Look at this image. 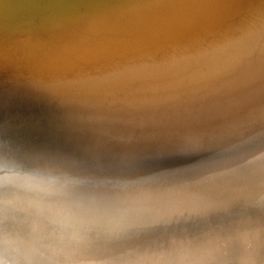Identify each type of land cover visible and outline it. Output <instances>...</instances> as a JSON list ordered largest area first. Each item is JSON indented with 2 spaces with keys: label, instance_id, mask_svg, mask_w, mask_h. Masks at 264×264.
<instances>
[{
  "label": "rangeland",
  "instance_id": "rangeland-1",
  "mask_svg": "<svg viewBox=\"0 0 264 264\" xmlns=\"http://www.w3.org/2000/svg\"><path fill=\"white\" fill-rule=\"evenodd\" d=\"M119 1L0 0V30L13 27L8 35L0 32V42L15 45H23L12 41L19 36L112 34L108 28L160 15L186 1L197 2L201 18L199 30L177 37L174 25H189L190 16L154 34L140 29L153 23L119 31L132 35L130 49L144 50L156 63L168 62L164 76L178 74L168 79L150 81L129 57L102 65V72L89 74L79 86L71 76L57 91L46 79L0 81V112L8 115L0 120V139L22 138L18 150H0V164L54 178L58 192L45 202L69 224L55 254L42 264H264V141L253 138L264 129V113L257 110L264 99V23L256 29L264 19V0H128L91 31ZM18 11L24 16L7 22ZM38 108L49 111L48 121L33 119L22 127L9 117L29 121ZM209 112L216 114L201 116ZM244 114L249 120L239 131L203 127L209 140L193 126L233 115L237 119L224 124L239 129ZM94 119L112 124L90 125ZM206 175L196 184L173 186ZM88 182L92 187H85ZM28 198L12 187L0 188V200L26 205ZM18 208L9 207L0 228L28 233L36 222L51 230L47 209L40 216ZM177 216L190 218L179 230L154 235L145 231L149 226H137ZM231 235L243 236V244L208 243Z\"/></svg>",
  "mask_w": 264,
  "mask_h": 264
},
{
  "label": "bare ground",
  "instance_id": "bare-ground-1",
  "mask_svg": "<svg viewBox=\"0 0 264 264\" xmlns=\"http://www.w3.org/2000/svg\"><path fill=\"white\" fill-rule=\"evenodd\" d=\"M237 1L242 3L245 0H237ZM188 2L189 1H186L184 3L185 5L177 7L173 10L166 11L160 15H154V16L149 17V18H141V19L136 20L135 22H132L131 24L120 25V26L108 28V30H112L114 32L112 34L96 32L95 34H92L90 36H85V37L76 36L73 39L70 38L71 40H69V41H61V40L55 41L56 39H63L65 37L71 36V35H66V36H62V37H56L55 39H48L47 42H45V44H42L40 46L39 45L38 46L29 45L27 47H23L22 45H17V44L15 45L13 43H6L7 40L4 42H0V73H1L0 81H3L6 83V82H9L12 80H24L28 77L46 79L47 81L51 82V83H49V86H50L49 88H52L55 91H57L60 88V85L63 84L65 82V80H68L69 77H71V76H75V75L77 76L76 77L77 81H81V83L77 85V86H79V85H82V82L84 80H87L90 77L89 74L96 73L98 71L102 72V67H101L102 65H104L110 61L116 60V59L129 58V57H132L130 59L131 61L129 60V62L137 63L140 67L141 73L142 74L145 73L146 75H148L147 77H150L152 79L150 81H153L156 78L158 80H160L161 79L160 77H165V78L161 79V80H163V79H168V78H171L173 76H176L178 74L173 75V76H169V77H168V75H166L167 77L164 76L166 74V71H167L168 62H166V61H162V63L157 62L158 63V65H157L156 62L150 60L151 55H148V54L143 55L142 54L144 50L142 51V50L130 49L128 46H130V44H131V42H129V41H130V38L132 35L122 33L119 31H121V30L127 31L131 28V26L141 27L144 23H153V25H147V26H144L143 28H140V29L151 30L152 34H154V33L159 32L160 29L165 30V29L170 28L169 26H170L171 22L175 21L176 23H178L179 19L184 18L185 16H190V21H192V22L189 25H187V24L183 25L181 23H178V24L175 23L177 25V27L180 28V30H176V29H174L176 27V25H174L173 31L176 32L175 33L176 37L179 36L182 32L192 31V30L197 31V29L199 30L198 22L201 19L200 16L198 15V13H196L197 2L186 5V4H188ZM23 16L24 15L19 11L14 12V13L9 14L7 16V22H8V20L10 22L19 20ZM263 23H264V19L256 27V29L260 25H262ZM10 24L8 25L9 28H10ZM11 29H13V27L10 28L9 31H7L5 29V30H0V32L2 31L3 33L8 35V32L10 33V31H12ZM104 29H106V28H104ZM256 29H254L252 32H250L245 37H243L241 39V41L243 39H245L246 37H248L250 34H252ZM23 33H24V31H23ZM25 33H26V31H25ZM137 33H141V32L137 31ZM16 34H14V35H16ZM9 36H10V34H9ZM148 37H150V36L148 35ZM128 39H129V41H128ZM0 40H1V37H0ZM169 40H167L165 42H168ZM101 42L104 43V45L102 46L103 47L102 49H104L103 51H102V49H100L101 48ZM173 46H174V44L172 45V47ZM107 47H108V49H107ZM14 51H18V52L14 53ZM149 54H151V53H149ZM145 56H146V59H145ZM123 63H126V62H123ZM123 63L119 62L118 64L122 65ZM156 66L158 67L157 72L161 73L160 74L161 76H159V77H158V74L155 75ZM169 71H171V70H169ZM126 75H128V74H125V76ZM62 79H63V81H62ZM125 89H126V87H125ZM119 93H120V91H119ZM129 97H126V98L131 99V101H132L133 98H129ZM119 100H117V102ZM121 101H122V99H121ZM122 102H120V103L122 104ZM104 104H106V103H104ZM257 106H258V109H257L258 112L264 113V99L260 100ZM214 114H216V113L209 112V113H206V114L201 115V116L204 118L206 116H213ZM245 115L246 114L240 115V118H242V119H241V124H238L239 129H236V126H235L236 124H224L228 120H236L237 116H233V115L228 116L225 120L216 121V122L211 121V122H203V123H194L193 126H197V129L199 128L198 132L203 133V134H205L204 133L205 129H202L203 127H206L207 130L208 129L212 130V132H215V133L224 132V131H220L222 128H220L218 126H221L223 128L224 127L229 128L230 129L229 132H234L236 130L239 131L243 127L242 124H244L245 122H247L249 120L247 117L248 115H246V116ZM7 116L8 115H5L2 112H0V120H2V118H7ZM9 117L12 119L13 123L18 121V123L21 124L22 127H23V124L31 123L33 120L32 119L33 116L31 118H29V121H26L23 119L22 120L17 119V117L15 115H9ZM119 122L122 123L124 121L120 120ZM33 123H34V120H33ZM107 123L112 124V122L111 123L110 122H103L102 120L100 121V120H96V119L92 120L89 124L90 125L104 124L101 126L107 127V125H105ZM116 123H118V122H116ZM7 124H10V123L7 122ZM113 124H115V123H113ZM206 124H219V125H206ZM204 125H206V126H204ZM121 126L123 127L125 125H121ZM214 126H217L218 128H215ZM13 129H16V128L14 127ZM23 132H24V130H23ZM225 132H227V131H225ZM47 134L50 135V133H47ZM51 136L52 137H50V140L56 139L55 137H53V135H51ZM210 136L211 135L205 134L204 137L209 140ZM253 138H257L258 140L262 139V142H263L264 141V129L260 133L256 134ZM21 139L22 138H20V137H15V138H11V139L4 138V140L0 139V143H2L0 146V150L2 151L4 148H6V149H4L5 151H9V150L12 151L14 148H15L14 150H18L20 148V144L22 143ZM202 140H203V142L206 141L205 139H202ZM203 142H201L202 145H203ZM242 142H244V141H242ZM202 145L201 146L199 145V148H201V150L203 149ZM4 159L1 161H6ZM14 162H16V161H14ZM1 164H2V162H1ZM16 164H18V163L16 162ZM223 165H225V164H222L221 166H223ZM49 168H50V166H49ZM219 172H217V173H219ZM217 173H214V174H217ZM211 175H213V174H211ZM208 176H210V175H206V176H203L200 178H196L192 181L190 180V182L186 183V184H185V182L179 184V181H178L177 182L178 184H173V186H176V185L190 186V185L198 183L203 178H206ZM140 178H141V176H140ZM156 179H157V177H156ZM186 179H187V177H186ZM139 181H141V180H139ZM107 185H111V186H118V185L128 186L129 185V186H132L134 184H127L124 182V184H118L117 183V185H115L111 182L110 183L108 182ZM136 185H139V184H136ZM146 185H143V183H142V185H139V186H146ZM90 186H91V184H89V182H88V184L85 185V187H90ZM30 215H31V213H30ZM187 220H190V218L177 216V218H172L169 220L167 219L165 221H162V223L161 222H148L146 224H141V225H137V226L138 227L149 226V228L146 229L145 231L148 232V234L154 233V235H155V234L161 233L162 231H163V233H167V231L170 232L171 230H179L183 227L182 225H184V224H180V223L186 222ZM175 223H179L180 225H173ZM167 225H170V226L169 227H162V226H167ZM90 226L93 227L96 225L94 223H91ZM97 227H99V226H97ZM134 232L135 231H131L130 233L134 234ZM146 232H145V234H146ZM136 234H138V232ZM140 234H142V233H140ZM231 237H232V239H231ZM242 237L243 236H237V235L217 237L216 239H211L210 241H208V243L219 244L222 246H237V245L243 244L242 239H241ZM53 254H55V253H53ZM60 255H61V253H60ZM51 256H53V255H51Z\"/></svg>",
  "mask_w": 264,
  "mask_h": 264
},
{
  "label": "clouds",
  "instance_id": "clouds-1",
  "mask_svg": "<svg viewBox=\"0 0 264 264\" xmlns=\"http://www.w3.org/2000/svg\"><path fill=\"white\" fill-rule=\"evenodd\" d=\"M57 181L14 169L7 163L0 164V188L12 187L25 194H30L26 205L13 200H0V220L6 217L9 207L21 211L34 209L43 216L51 206L45 198L57 194ZM51 230L45 232L39 223L33 222L28 233L6 231L0 228V264H42L50 259L49 254L57 250V242L63 240L64 232L69 227L67 221L58 213L51 212L47 217Z\"/></svg>",
  "mask_w": 264,
  "mask_h": 264
},
{
  "label": "water",
  "instance_id": "water-1",
  "mask_svg": "<svg viewBox=\"0 0 264 264\" xmlns=\"http://www.w3.org/2000/svg\"><path fill=\"white\" fill-rule=\"evenodd\" d=\"M130 1V0H129ZM128 0H120L119 2H117V3H114V4H111L106 10H105V13L104 14H102V15H100L99 17H98V19L96 20V22H95V24L93 25V27L91 28V31L93 30V29H95L96 27V25L101 21V23L103 22L102 21V19L103 18H106V19H108V15L110 14V13H112V12H110L111 11V9L112 8H116L118 5H120V4H123V5H126L128 2H129ZM124 2H127V3H125L124 4ZM113 10V9H112ZM105 19V20H106ZM100 20V21H99ZM87 32H89V31H87ZM87 32H85V33H87ZM85 33H80V34H77V35H71V36H68V37H65V38H63V39H56L55 41H57V40H61V41H69V40H71V39H73V38H75L76 36H82V35H85ZM96 33V32H95ZM71 38V39H70ZM13 40L12 41H16L17 40V42H21L23 45V47H27V46H29V45H32V44H36V45H42V44H45V42H47V40L46 39H41V38H32V37H27V36H19V37H14V38H12ZM21 40V41H20ZM27 41V42H26ZM35 45V46H36ZM51 111V110H50ZM35 112H36V114L35 115H33V117H32V119H35L37 122L38 121H40V122H42V120H45L46 119V121H48V118H46V115H45V113L47 114V116H48V113H49V111L48 110H46V109H43V108H38V109H36L35 110ZM45 118V119H44ZM34 120V121H35Z\"/></svg>",
  "mask_w": 264,
  "mask_h": 264
}]
</instances>
